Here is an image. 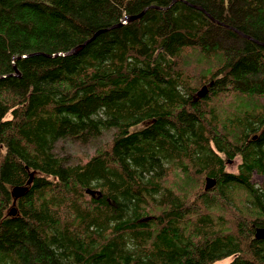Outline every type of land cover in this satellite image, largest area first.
I'll list each match as a JSON object with an SVG mask.
<instances>
[{
	"label": "trees",
	"instance_id": "obj_1",
	"mask_svg": "<svg viewBox=\"0 0 264 264\" xmlns=\"http://www.w3.org/2000/svg\"><path fill=\"white\" fill-rule=\"evenodd\" d=\"M263 44L264 0H0V264H264Z\"/></svg>",
	"mask_w": 264,
	"mask_h": 264
},
{
	"label": "rangeland",
	"instance_id": "obj_2",
	"mask_svg": "<svg viewBox=\"0 0 264 264\" xmlns=\"http://www.w3.org/2000/svg\"><path fill=\"white\" fill-rule=\"evenodd\" d=\"M115 130L105 131L99 138L93 139L88 145L81 146L77 143H72L70 141L61 142L58 146V151L60 153L67 154V156L74 161L73 163L83 162L88 159L95 148L102 142L109 140L113 137ZM239 163V159H234L228 163V170L235 171ZM263 178L258 174H254L253 181L261 183Z\"/></svg>",
	"mask_w": 264,
	"mask_h": 264
},
{
	"label": "water",
	"instance_id": "obj_3",
	"mask_svg": "<svg viewBox=\"0 0 264 264\" xmlns=\"http://www.w3.org/2000/svg\"><path fill=\"white\" fill-rule=\"evenodd\" d=\"M175 1H176V0H174V2H175ZM142 15H143V13H142V14H139V15H137V16H128V17L125 18L124 23L130 22V21L135 20V19H137V18H140ZM124 23H123V24H124ZM97 34H98V33H96L95 36H96ZM95 36H94V37H95ZM248 38H249V37H248ZM90 41H91V40H90ZM90 41H88V42H90ZM88 42H86V43H88ZM259 44H261V43H259ZM263 45H264V44H263ZM83 46H84V45L79 46V47L75 48L73 51H77V50L81 49ZM204 89H205V88H204ZM30 183H31V180L28 181V184H30ZM213 184H214V181H212L211 179H209V180L207 181V188L212 187ZM27 189H28L27 186H24V187H15V188L13 189L12 194H13L14 199H15L14 203L16 202V200H17L19 197L23 196V195L26 193ZM88 193L93 194V193L90 192V191H88ZM15 213H16V210L13 209V211L11 212V214H15Z\"/></svg>",
	"mask_w": 264,
	"mask_h": 264
},
{
	"label": "bare ground",
	"instance_id": "obj_4",
	"mask_svg": "<svg viewBox=\"0 0 264 264\" xmlns=\"http://www.w3.org/2000/svg\"><path fill=\"white\" fill-rule=\"evenodd\" d=\"M203 91H205V89H202L201 91H200V93H202ZM199 93V94H200ZM256 174V173H255ZM209 179H207V181H208ZM212 181H213V179H211Z\"/></svg>",
	"mask_w": 264,
	"mask_h": 264
}]
</instances>
